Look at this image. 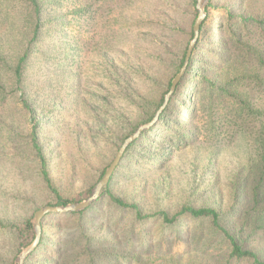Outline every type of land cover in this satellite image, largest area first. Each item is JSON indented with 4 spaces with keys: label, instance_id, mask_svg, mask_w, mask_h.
Wrapping results in <instances>:
<instances>
[{
    "label": "trees",
    "instance_id": "16d2710c",
    "mask_svg": "<svg viewBox=\"0 0 264 264\" xmlns=\"http://www.w3.org/2000/svg\"><path fill=\"white\" fill-rule=\"evenodd\" d=\"M105 1L0 0V147L10 149L7 143H20L26 154L24 160L37 161L40 182L53 193L56 200L46 205H66L74 200L64 196L55 184L41 140L42 120L36 104L38 100L33 97L36 93L34 81L38 80L33 77L37 74L31 71L34 47L42 40L45 26L53 24L56 33H51L54 40L48 47H52L57 54L52 56L48 48L38 49L42 65L56 63L67 46L71 50L67 55L69 57L94 53L98 45L97 28L105 26L106 30L103 31H114L117 21L110 6L104 8ZM220 1L210 0L206 5V17L186 67V78L175 87L156 122L143 130L127 147L106 190L82 211L48 214L42 221L40 243L24 264H28L29 257L46 246L44 221L47 218L77 217L78 223L84 226L82 221L89 220V216L95 220L96 216L88 213L94 209L100 211V208H96L103 198H107L119 211L131 212L135 228L147 221H158L165 227L175 228L186 219L193 221V227L185 231V238H139L143 245L140 248L133 247L137 240L132 238L133 223L124 226L127 232L122 244L114 230L113 238H95L87 236L82 227V236L74 238L73 243L83 245L80 255L86 256L85 264H106L105 259L109 264H116L117 259L122 257L131 260V264H264L263 247L257 245V238H250L259 229H264V9L256 7L254 10L257 0H238L231 5L219 4ZM192 4L196 20L197 0H192ZM215 12L218 14L211 20ZM194 22L189 39L194 36ZM211 22L215 27L212 37L217 39L224 53L219 65L209 64L205 54L201 62H196V53ZM186 52L180 58L176 74L185 62ZM206 64L214 66L212 76L205 73L203 67ZM176 74L169 79L164 94L157 99L154 107L145 108L143 113L146 116L133 123L125 137L120 138L121 142L135 132L141 123L153 120ZM190 79L193 82L192 91L189 92ZM183 94L187 100H182L179 105L189 108L190 113H182L178 117L180 108L175 101ZM16 114L22 115V123L17 121ZM25 122V129H16ZM142 141L145 151L151 147L155 164L169 160L174 152L198 148L200 151L194 150L192 153L195 157L196 152L201 153V160L207 161L204 164L207 169H216L218 155L225 144L234 147L229 154L238 165L228 176V210H223L221 204L195 205L184 201L174 213L168 209L145 213L138 202L117 195L112 190L113 178L122 160ZM5 157L12 156L9 154ZM111 162L102 169L98 181ZM219 179L216 177L213 187H216ZM12 198L9 202L0 196V210L8 212V217H0V230L13 234V252L17 255L23 246L34 239L31 217L41 206L35 200L36 208L32 209L25 206L29 203L26 200L19 203L18 198ZM11 204L22 207L17 220H10ZM28 212L31 214L25 216ZM111 218L115 224L122 221L121 215L114 214ZM83 236L86 237L85 241ZM53 248L54 254L47 264H62V251L66 245L61 238L54 237ZM81 256L70 264H83Z\"/></svg>",
    "mask_w": 264,
    "mask_h": 264
},
{
    "label": "rangeland",
    "instance_id": "374dc122",
    "mask_svg": "<svg viewBox=\"0 0 264 264\" xmlns=\"http://www.w3.org/2000/svg\"><path fill=\"white\" fill-rule=\"evenodd\" d=\"M237 1L222 0L219 4L231 5ZM192 5V0H106L104 8L110 6L117 18L114 31L105 32L102 30H106L105 26L98 27V45L94 53L69 57L67 55L71 50L67 46L60 53V59L51 65H42L38 49L48 48L52 56L57 54L52 47H48L54 40L51 33L56 31L53 24L43 29L45 33L38 46L34 47L35 56L31 64V71L37 74L33 77L38 80L34 81L36 93L33 97L38 100L36 104L42 120L41 140L54 182L64 196L74 200L72 202L90 196L102 169L113 160L119 145L124 142L125 139L121 142L120 138L125 137L133 123L146 116L143 113L145 108L154 107L157 99L164 94L169 79L176 74L180 58L193 38L189 39L195 21ZM256 7L264 9V0H257L254 10ZM215 14L218 13L215 12L211 20ZM208 26L196 53V62H201L205 54L209 64L219 65L224 53L217 39L212 37L215 35L212 22ZM203 68L209 76L214 74V66L206 64ZM184 77L186 69L176 86L183 82ZM192 82L190 79L189 92ZM179 98L175 101L180 108L178 117L182 113H190L189 108L179 105L182 100L186 102L185 95ZM15 116L19 123L23 122L22 115ZM25 127L26 122L16 129ZM153 140L157 141L156 138ZM7 144L10 149L0 147L1 198L10 202L14 199L12 196L18 198L19 194L18 202L26 200L29 203L25 202V206L32 209L36 208L35 200L41 207L55 202L53 193L40 182L37 161L24 160L26 154L20 143ZM140 145L143 147L144 141L127 154L113 178L112 190L117 195L138 202L145 213L159 209L174 213L184 201L195 205L221 204L223 210H228V176L238 165L229 154L234 147L225 144L218 155L216 169H207L204 167L207 161L201 160V153L196 152V157L192 153L200 151L198 148L174 152L169 160L155 164L151 147L148 152ZM9 154L11 158L5 157ZM216 177H220L219 183L213 187ZM11 205L10 220H17L22 207ZM97 206L100 211L94 209L88 213L95 215V220L89 216V220L82 221L84 226L78 223L77 217L47 218L44 221L46 246L29 257L28 264H47L51 260L54 237L61 238L66 245L62 251V264H70L81 256L83 245L73 243V239L82 236V227L87 236L95 238H113L114 230L122 244L127 232L124 226L128 223L134 225L133 214L119 211L107 198L101 199ZM30 214L28 212L25 216ZM114 214L121 215L120 223L115 224L111 218ZM0 217H8V212L0 210ZM33 217L34 213L31 220ZM192 223V220L186 219L175 228L165 227L158 221H147L136 228L134 225L132 238L137 240L133 247L143 246L139 238H185V231L193 227ZM179 232L182 233L177 236ZM13 238L11 232L0 230V264H17L18 255L30 244L23 246L15 255ZM85 238L83 236L84 241ZM250 238H257V245L264 249V229H259ZM81 257L85 264L86 256ZM130 261L122 257L117 259L116 264H131ZM105 263L109 264L106 259Z\"/></svg>",
    "mask_w": 264,
    "mask_h": 264
},
{
    "label": "water",
    "instance_id": "95a60500",
    "mask_svg": "<svg viewBox=\"0 0 264 264\" xmlns=\"http://www.w3.org/2000/svg\"><path fill=\"white\" fill-rule=\"evenodd\" d=\"M209 1L210 0H197L196 7L198 10V16L194 22V26H193L194 36H193V38H192V40L189 43V46L187 48V52H186V56H185V62L182 66L181 71L173 79L172 87L165 94L164 102H163L161 108L159 109L157 115L150 122H147L145 124L140 125L136 129L135 132H133L131 135H129L124 140L123 144L121 145V147L119 148V150L115 154L112 162L106 168L104 175L101 177V179L93 187L92 192H91L89 197H87L86 199H84L82 201L71 202V203H68L66 205H45V206H43V207H41L35 211L34 217L31 220L32 225H33L34 234H35L34 239L26 248H24L20 252V254L18 255L17 264H24L25 260L28 258V256H30L38 247L40 240H41V236H42V221H43V219L48 214H64V213H69V212L82 211V210L86 209L88 206H90L94 201H96L99 198V196L106 190V188L109 184V181H110L114 171L116 170L117 166L121 162V159H122L123 154H124L125 150L127 149V147L136 138L139 137V135L141 134V132L143 130L148 129L150 126H152L156 122V120L158 119V115L164 110V108L168 104L169 99L175 90L176 84L178 83L182 73L184 72V70L186 69V67L188 65L190 56L192 54V51H193V49H194V47L198 41L199 35H200V29H201L202 22L206 17L205 8H206V5L208 4Z\"/></svg>",
    "mask_w": 264,
    "mask_h": 264
}]
</instances>
